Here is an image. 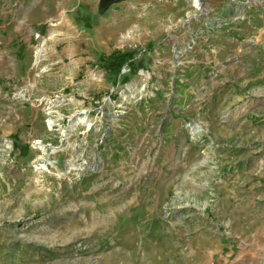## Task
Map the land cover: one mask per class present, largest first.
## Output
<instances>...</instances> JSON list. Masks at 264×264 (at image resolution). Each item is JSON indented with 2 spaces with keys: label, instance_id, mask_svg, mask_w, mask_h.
Returning <instances> with one entry per match:
<instances>
[{
  "label": "rangeland",
  "instance_id": "1",
  "mask_svg": "<svg viewBox=\"0 0 264 264\" xmlns=\"http://www.w3.org/2000/svg\"><path fill=\"white\" fill-rule=\"evenodd\" d=\"M198 1L0 0V264H264V0Z\"/></svg>",
  "mask_w": 264,
  "mask_h": 264
},
{
  "label": "trees",
  "instance_id": "2",
  "mask_svg": "<svg viewBox=\"0 0 264 264\" xmlns=\"http://www.w3.org/2000/svg\"><path fill=\"white\" fill-rule=\"evenodd\" d=\"M120 0H101L100 7L101 9L108 8L110 5L119 2Z\"/></svg>",
  "mask_w": 264,
  "mask_h": 264
},
{
  "label": "bare ground",
  "instance_id": "3",
  "mask_svg": "<svg viewBox=\"0 0 264 264\" xmlns=\"http://www.w3.org/2000/svg\"><path fill=\"white\" fill-rule=\"evenodd\" d=\"M194 1V0H193ZM199 2V1H198ZM198 8H200V4H199V6H198ZM184 51H182V52H178L177 53V57H180V55L183 53Z\"/></svg>",
  "mask_w": 264,
  "mask_h": 264
},
{
  "label": "built area",
  "instance_id": "4",
  "mask_svg": "<svg viewBox=\"0 0 264 264\" xmlns=\"http://www.w3.org/2000/svg\"><path fill=\"white\" fill-rule=\"evenodd\" d=\"M199 4H200V0H199Z\"/></svg>",
  "mask_w": 264,
  "mask_h": 264
}]
</instances>
